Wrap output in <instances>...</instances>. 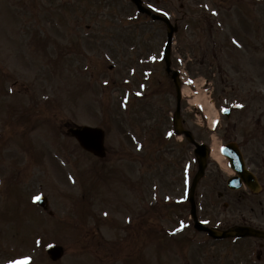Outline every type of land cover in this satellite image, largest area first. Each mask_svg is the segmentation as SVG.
Here are the masks:
<instances>
[{"label": "rangeland", "instance_id": "rangeland-1", "mask_svg": "<svg viewBox=\"0 0 264 264\" xmlns=\"http://www.w3.org/2000/svg\"><path fill=\"white\" fill-rule=\"evenodd\" d=\"M144 1L170 13L178 25L173 68L182 76H209L216 84L211 95L216 107L243 103L239 122L247 126L258 115L254 105H264V97H253L264 92V0ZM133 15L138 16L131 0H0V264H206L212 256L224 261V246L189 225L188 206L176 211L167 201L157 204L149 190L157 172L156 196L168 192L162 184L166 174L176 187L171 198L181 203L184 192H178L182 182L176 175L185 169L180 151L173 153L180 158L177 167L163 164V158L172 157L164 151L154 168L146 164L143 185L149 191L139 203L121 180V167H139L136 157L96 160L65 130L59 132V124L68 122L102 126L109 152L123 147L136 154L128 137L136 140L142 122L146 128L159 123L162 113L142 106L136 95L144 76L169 87L163 61L167 28L144 16L133 21ZM34 36L49 41L43 47ZM12 85L15 90L9 91ZM224 86L238 92L224 94ZM204 89L212 91V85ZM150 96L158 110H174V94ZM183 107L195 138L212 143L204 116L187 100ZM236 113L231 123L238 120ZM34 117L36 128L23 131ZM216 132L220 136L218 127ZM38 191L48 196L53 215L36 204ZM201 213L205 220L212 216L214 226L232 223L226 220L231 209L224 211L221 203ZM52 244L66 251L57 262L46 253Z\"/></svg>", "mask_w": 264, "mask_h": 264}, {"label": "water", "instance_id": "water-1", "mask_svg": "<svg viewBox=\"0 0 264 264\" xmlns=\"http://www.w3.org/2000/svg\"><path fill=\"white\" fill-rule=\"evenodd\" d=\"M136 1L140 5V1H138V0H136ZM141 9L144 10L142 7H141ZM168 64H169V62H168ZM168 70H170V69H168ZM73 133L80 139V141L84 147L92 150L93 152H95L97 154H100V155L104 154L103 132L102 131L85 128L84 130H75V131H73ZM196 153H197V155L199 157V161H200V174H201L202 170L204 168V164H205V162H204L205 154H206L205 146H199L197 144ZM198 177H199V175L196 177V180L194 182L193 191H194L195 184H196ZM193 216L196 219L195 208H193ZM196 227L200 230H208L215 237H225V236H229V235L234 234L233 231L224 232L222 234H219L218 232L204 228L198 222L196 223ZM253 233L256 234L254 231H253ZM48 252L53 259H58L62 256L63 249L61 247H52L48 250Z\"/></svg>", "mask_w": 264, "mask_h": 264}, {"label": "flooded vegetation", "instance_id": "flooded-vegetation-1", "mask_svg": "<svg viewBox=\"0 0 264 264\" xmlns=\"http://www.w3.org/2000/svg\"><path fill=\"white\" fill-rule=\"evenodd\" d=\"M257 151L254 152V154L256 155H251V161L254 163V169L253 171L256 173V175L258 177L260 176H264V157H259L257 155ZM138 160L140 162V167L138 168V175H137V183L140 186H144V155L140 154L138 155ZM191 176V174H190ZM239 195H238V199H239ZM246 223V222H244ZM256 260L258 264H264V251H261L259 254H257L256 256Z\"/></svg>", "mask_w": 264, "mask_h": 264}, {"label": "bare ground", "instance_id": "bare-ground-1", "mask_svg": "<svg viewBox=\"0 0 264 264\" xmlns=\"http://www.w3.org/2000/svg\"><path fill=\"white\" fill-rule=\"evenodd\" d=\"M213 155H214L216 158L222 160V154L220 155V150L218 149V147H215V149L213 150Z\"/></svg>", "mask_w": 264, "mask_h": 264}, {"label": "snow or ice", "instance_id": "snow-or-ice-1", "mask_svg": "<svg viewBox=\"0 0 264 264\" xmlns=\"http://www.w3.org/2000/svg\"><path fill=\"white\" fill-rule=\"evenodd\" d=\"M241 107H243V105H241ZM169 135H171V133H169ZM36 199H39V197H37ZM104 215H108L107 213H105Z\"/></svg>", "mask_w": 264, "mask_h": 264}]
</instances>
